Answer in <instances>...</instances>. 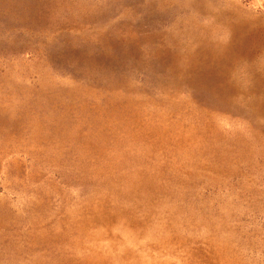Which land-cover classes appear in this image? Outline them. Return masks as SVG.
Returning <instances> with one entry per match:
<instances>
[{
  "label": "rangeland",
  "instance_id": "374dc122",
  "mask_svg": "<svg viewBox=\"0 0 264 264\" xmlns=\"http://www.w3.org/2000/svg\"><path fill=\"white\" fill-rule=\"evenodd\" d=\"M0 264H264V0H0Z\"/></svg>",
  "mask_w": 264,
  "mask_h": 264
}]
</instances>
